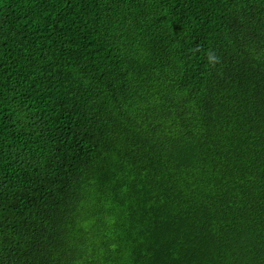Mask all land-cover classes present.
Returning <instances> with one entry per match:
<instances>
[{"label": "trees", "instance_id": "16d2710c", "mask_svg": "<svg viewBox=\"0 0 264 264\" xmlns=\"http://www.w3.org/2000/svg\"><path fill=\"white\" fill-rule=\"evenodd\" d=\"M0 264H264V0H0Z\"/></svg>", "mask_w": 264, "mask_h": 264}]
</instances>
